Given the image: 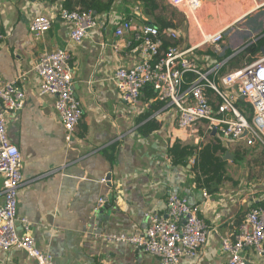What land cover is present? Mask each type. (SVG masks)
Listing matches in <instances>:
<instances>
[{
	"label": "crops",
	"instance_id": "0c3cea01",
	"mask_svg": "<svg viewBox=\"0 0 264 264\" xmlns=\"http://www.w3.org/2000/svg\"><path fill=\"white\" fill-rule=\"evenodd\" d=\"M86 1L0 0V84L23 76L19 86L26 93L24 107L7 115L8 137L22 155L25 183L20 190L19 213L30 219L37 247L51 253L54 264H160L154 256L127 244L107 242L98 235L145 230L146 213L165 214L168 197L177 193L201 205L202 215L217 229L200 255L184 258V264H223L227 256L221 250V236L234 234L245 212L264 202V175L255 180L245 171L233 189L225 191L222 185L228 181L210 185L201 180L196 156L189 157L187 163L183 158L177 162L170 149L178 143L194 147L197 154L206 145L198 143L195 133L199 126L211 133L229 156L235 157L229 153L232 147L238 153L242 144L248 146L244 140L224 139L204 125L178 128L176 110L148 98L147 89L136 105H128L113 81L118 67L137 61V56L124 48L126 38L115 34L116 25L124 18L158 25L160 15L182 35L179 42L183 46L201 41L200 31L183 9L168 0L167 6L157 0L155 14L146 12L142 0H112L107 11L96 10L104 23L75 44L70 39L71 26L59 12L64 7L83 8ZM168 5L170 10L164 11ZM39 13L52 16L54 22L50 31L35 38L29 25ZM179 13L183 19L178 18ZM200 21L207 34L228 28L220 56L209 46L197 52L206 65L223 61L244 46L260 47L255 55L247 53L239 58V65L226 61L221 74L264 53V36L257 39L264 35V7L258 8L255 0H203ZM117 43L119 51L114 49ZM58 48H66L72 56L73 88L84 107L70 141L56 111V99L39 93L35 71L40 56ZM192 137L194 145L188 142ZM263 148L257 144L256 150L264 154ZM204 190L207 198L203 197ZM104 196L108 203L97 210ZM3 201L0 175V206ZM244 257L249 264H264V258H258L251 247L244 250ZM0 264L36 263L25 252L13 249L0 250Z\"/></svg>",
	"mask_w": 264,
	"mask_h": 264
},
{
	"label": "built area",
	"instance_id": "2783aa9c",
	"mask_svg": "<svg viewBox=\"0 0 264 264\" xmlns=\"http://www.w3.org/2000/svg\"><path fill=\"white\" fill-rule=\"evenodd\" d=\"M41 2V0H34ZM183 9L201 33L197 44L183 46L182 35L172 28L160 31L151 23H136L124 18L115 27L118 38H126L124 48L137 56L131 66L118 67L113 81L122 101L134 106L144 90L151 86L153 100L166 108L176 110L178 128L189 130L204 125L231 141L244 140L248 147L264 145V53L252 62L221 74L223 64L247 46L236 50L223 61L206 65L198 55L205 46L214 54L224 52L227 27L204 33L200 12L203 0H168ZM264 7V0H255ZM60 18L71 26L70 39L80 44L90 32L104 22L93 9L61 8ZM54 18L39 13L33 17L29 30L40 38L51 30ZM1 38V37H0ZM1 44V39H0ZM249 46V45H248ZM114 49L121 47L115 44ZM39 77V93L56 99L55 108L66 132V140L73 138L80 124L84 107L73 88L72 56L66 48L44 52L35 66ZM23 76L0 84V175L3 178V204L0 206V250H21L36 264H54L51 253L40 250L32 234L30 219L19 213V196L25 180L22 173V155L7 133V115L21 110L26 93L19 82ZM240 99L244 105L240 106ZM195 160H193V163ZM203 197L208 193L204 190ZM108 203L100 198L96 209ZM145 230L110 232L98 237L111 243H122L159 259L160 264H184L186 257H198L209 242L215 226L202 215V207L185 197L171 193L166 213H146ZM247 247L254 249L258 258H264V207L252 206L231 236H221V250L227 256L223 264H249L244 257Z\"/></svg>",
	"mask_w": 264,
	"mask_h": 264
},
{
	"label": "trees",
	"instance_id": "16d2710c",
	"mask_svg": "<svg viewBox=\"0 0 264 264\" xmlns=\"http://www.w3.org/2000/svg\"><path fill=\"white\" fill-rule=\"evenodd\" d=\"M143 4L146 8V12L148 14H155L154 10L159 8V4L157 3V0H142ZM84 3V8L83 9H93V10H97L98 12H102V11H107L112 4V0L104 3L101 0H88ZM71 9V8H70ZM164 11H168L170 10V8L168 9L167 7H163ZM158 26L160 31H163L165 29L171 28L173 26L172 23L167 22L165 19H163L160 15L158 17ZM150 23V22H148ZM246 52L245 54H242L243 52L239 53L237 56L235 57H231L228 60V64L229 65H239L241 61H239L242 56H245L247 53H251L252 55H255L256 53L260 52V47L257 46V44H252L250 46H248L246 48ZM232 54L229 53L227 57L231 56ZM223 69V68H222ZM147 90V96L148 98L153 99L155 96V92L153 91V88L151 86H148L146 88ZM245 103L242 99H240V106H243ZM222 150L220 144L214 145V144H206L199 153L194 155L195 152V148L194 147H189V146H181L178 143H175L174 146L170 149V151H172L174 153V156L176 158V160H179L177 162H181L182 158L184 159V162L187 163V159L189 157L192 156H196V160L198 161L196 168L197 169H201L203 171L206 172V168L210 171V172H214V176L216 175L218 177V182H222V176H223V167H224V161L221 160L220 156L217 155V151L218 150ZM240 151H238V155H239ZM176 162V163H177ZM212 175V173H211ZM200 178V177H199ZM212 178L207 179L205 182L209 183V181L212 183H215L216 180H214ZM217 184V182H216ZM255 206H262L264 207V202H260L259 204L255 205ZM241 222V221H240Z\"/></svg>",
	"mask_w": 264,
	"mask_h": 264
},
{
	"label": "rangeland",
	"instance_id": "374dc122",
	"mask_svg": "<svg viewBox=\"0 0 264 264\" xmlns=\"http://www.w3.org/2000/svg\"><path fill=\"white\" fill-rule=\"evenodd\" d=\"M159 3L164 5V6H167V3L165 0H159ZM168 7L170 8V5H168ZM178 18L183 19L184 16H182V14L179 13ZM152 20H156V19L152 18ZM152 23H154V21H152ZM152 25H154V24H152ZM195 134H196V136L199 135L198 143H201L202 146L205 144H208L210 142H213L212 144H214V145L218 144L217 142H214L212 136L210 135L211 133H208L201 126L198 127V130L196 131ZM188 142L193 143V145H194L195 138H193V137L190 138L188 140ZM256 147L248 148L244 144H242L240 146V149H242V150H240L239 155L237 154L235 147H232V149L229 150L230 151L229 153L234 154L236 158L232 157L231 155L230 156L228 155L229 157L226 158L225 156L227 154H225V152H223L220 149L217 151V155H219L221 160L224 161L223 176H222L223 181L219 182V183H223L224 181H228V184L225 183V185H222V187H223V189H225V191H227V189L232 190L233 184L235 183V181L240 179L242 174L245 171L250 172V175H253L255 180H259L264 175V154L263 153L261 154L260 150H256ZM263 150H264V148H263ZM223 157H224V159H223ZM196 166H197V164H196ZM208 170H209V168L208 169L206 168V172H205L201 169H197L198 176H201V180L205 182L207 179L212 178V179L216 180V182H218L217 181L218 177L216 175L214 176V172H210ZM211 173H212V175H211ZM209 183H210V185L214 184V183H212V181L211 182L209 181Z\"/></svg>",
	"mask_w": 264,
	"mask_h": 264
},
{
	"label": "water",
	"instance_id": "95a60500",
	"mask_svg": "<svg viewBox=\"0 0 264 264\" xmlns=\"http://www.w3.org/2000/svg\"><path fill=\"white\" fill-rule=\"evenodd\" d=\"M264 35H260L257 39H260L261 37H263ZM229 154H227V156H228Z\"/></svg>",
	"mask_w": 264,
	"mask_h": 264
}]
</instances>
